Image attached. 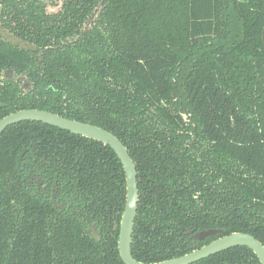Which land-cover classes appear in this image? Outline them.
Here are the masks:
<instances>
[{
    "label": "trees",
    "instance_id": "trees-1",
    "mask_svg": "<svg viewBox=\"0 0 264 264\" xmlns=\"http://www.w3.org/2000/svg\"><path fill=\"white\" fill-rule=\"evenodd\" d=\"M99 2H81L86 16ZM103 7L91 31L48 50L39 69L27 60L33 53L0 45V65L28 68L34 83L27 93L13 80L0 85V120L47 111L124 144L138 172L139 262L187 254L197 244L190 231L246 233L264 244V0ZM23 163L43 174L40 197L25 186ZM56 183L74 195L71 213L50 203ZM125 201L124 169L109 146L31 121L0 136V264H124ZM94 221L99 242L87 232ZM195 264L261 263L235 247Z\"/></svg>",
    "mask_w": 264,
    "mask_h": 264
},
{
    "label": "flooded vegetation",
    "instance_id": "flooded-vegetation-1",
    "mask_svg": "<svg viewBox=\"0 0 264 264\" xmlns=\"http://www.w3.org/2000/svg\"><path fill=\"white\" fill-rule=\"evenodd\" d=\"M82 1L86 0H0V45L6 44L8 49L13 46L16 50L33 53V55L30 54V56L27 57V60L30 62L34 61V67L39 69L45 60L44 55L48 50H57L78 42L96 25L104 8L103 2L105 0H100L92 14L88 16L85 14V9L87 10V7L81 3ZM22 45L25 46L23 47ZM40 74L44 75L42 71ZM30 76L31 73L28 68L17 71L14 67H11V65H0L1 86H5L6 83L13 80L20 84L21 91L27 93L34 88V83L29 80ZM184 119L186 122H189L187 114H184ZM192 137L194 138L195 136ZM19 159L20 162H23V153L20 155ZM23 165L24 169L28 170L26 177L23 179L25 186L32 190L36 196L40 197L42 192L44 190L46 191L45 188L47 187L43 174L40 172L35 173V171L29 168L25 163H23ZM49 200L60 212L66 214L72 212L75 203L74 195L69 194L67 191H63L57 183L50 190ZM210 230L216 229H209L197 233L193 231L189 232L192 240L196 241L197 244H194L187 254L199 250L217 239L224 237L220 236V230H216L220 232L213 237L201 240L197 239L196 236L198 234ZM87 232L98 242L102 238V229L99 227L97 221H94L88 226ZM96 237H98L99 240L95 239ZM259 242L264 246L261 241Z\"/></svg>",
    "mask_w": 264,
    "mask_h": 264
},
{
    "label": "water",
    "instance_id": "water-1",
    "mask_svg": "<svg viewBox=\"0 0 264 264\" xmlns=\"http://www.w3.org/2000/svg\"><path fill=\"white\" fill-rule=\"evenodd\" d=\"M23 47L25 45H22ZM39 122L56 127L74 135L97 141L109 146L120 160L126 177V201L121 218L118 249L124 264H195L211 256L235 247H247L264 264V246L253 236L244 233H234L221 237L187 255L159 263H142L132 254L133 233L139 203L138 174L136 164L128 149L112 133L97 126L74 120L47 111L26 109L13 113L0 120V136L11 126L22 122ZM220 231L210 230L198 234L197 239H206L217 235ZM95 239L99 240L98 237Z\"/></svg>",
    "mask_w": 264,
    "mask_h": 264
}]
</instances>
